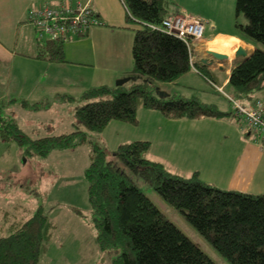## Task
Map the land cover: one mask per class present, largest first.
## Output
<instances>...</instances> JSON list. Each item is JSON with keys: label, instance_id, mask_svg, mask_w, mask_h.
Here are the masks:
<instances>
[{"label": "trees", "instance_id": "1", "mask_svg": "<svg viewBox=\"0 0 264 264\" xmlns=\"http://www.w3.org/2000/svg\"><path fill=\"white\" fill-rule=\"evenodd\" d=\"M124 4L127 22L141 25L132 46L131 87L97 85L86 89L83 103L75 108L76 130L29 140V153L45 156L54 149L77 146L87 140L81 126L101 131L113 120L137 124L139 106L159 109L170 118L230 114L197 97L154 94L157 82L174 81L192 65L212 78L205 63H191L184 40L152 27L161 25L170 14V0H124ZM236 8L238 15L243 13L249 20L247 24L236 22L246 40L264 44V0H237ZM40 47L38 56L66 60L63 41L41 39ZM229 83L237 98L264 99V50L257 46L247 58L235 59ZM17 100L1 98L0 113L7 103ZM21 102L29 106L28 101ZM19 130L0 114L3 139L12 138L10 133L15 136ZM149 148L150 141L138 139L120 144L114 153L166 202L181 210L231 264H264V193L220 189L203 181L198 172L190 176L173 173L146 157ZM90 158L86 179L93 221L101 247L114 254L113 264H218L167 218L117 160H108L96 145ZM55 228L42 206L29 219L12 223L9 232L0 236V264H38Z\"/></svg>", "mask_w": 264, "mask_h": 264}, {"label": "rangeland", "instance_id": "2", "mask_svg": "<svg viewBox=\"0 0 264 264\" xmlns=\"http://www.w3.org/2000/svg\"><path fill=\"white\" fill-rule=\"evenodd\" d=\"M187 1L194 7L201 5L205 13H207L210 3L216 2L218 3L217 6H220L218 7L219 10H225L223 13L231 12L234 24L237 20L242 24L249 22L245 14H237V0ZM215 5H212V7H215ZM204 18L206 19L204 23L207 27L209 21L206 17ZM223 25L224 23L219 24V28L222 29L224 27ZM113 29L111 28L105 35V40L108 45L105 50L128 51V38L124 36L120 40L123 42L121 44L122 50L116 47V40H119L117 37L118 32ZM117 29L119 31L121 30V28ZM204 34H206V31ZM42 41H47V38H43ZM195 42L200 48L197 51V55L202 54L205 47H209V42L202 39ZM233 42L242 44L239 40H233ZM257 45L260 49L264 50V44L259 43ZM83 47L86 48V51H94L91 44L83 45ZM233 50H230V54L232 55H234ZM90 57L91 59L89 61L92 62L90 64L70 61L62 64L47 63L45 66L34 68L40 74L46 71V75L50 74V78L53 80L58 78L65 84H71L68 92L75 96V100L71 101L60 98L51 100L49 106L46 104L40 109L33 108L34 104L31 106H23L18 101L7 103L2 107L0 113L2 118L12 120L13 123L17 124L20 129L18 134L23 135L26 139H18L20 138L18 134L14 136L13 133H10L12 138L5 140L0 135V236L9 232L8 224L10 222L19 218H28L42 206L49 215L50 220L56 224V229L54 230L53 239L49 240L47 250L41 255L38 264H113L114 254L105 251L97 239L99 230L94 224L93 209L88 197L86 169L91 161L90 154L92 153L93 145H96L106 152L108 160L115 159L121 166L125 167L126 171L133 177L142 191L156 204L167 218L196 242L213 260L218 264H231L230 261L223 257L198 232L181 210L166 202L158 192L141 177L132 173L124 162L115 155L114 152L120 144L138 140L146 134L150 135L153 132L154 134L151 135V139L155 142L154 149L156 148V129L153 128L154 125L145 121L146 118H142L138 126L120 120H113L107 128L101 131H95L81 126L87 133V140L75 147L54 149L45 156L28 152L29 140L48 135H59L64 132L70 133L76 130V117L74 112L77 104L83 103V100H79L81 94L84 89L99 84L97 83L98 78L104 75V70L108 66L107 62L103 65L98 59H93L92 54H90ZM66 58L68 59V57ZM14 65L18 73L21 70L23 73V71L31 68L28 65H17L16 63ZM65 73L69 78L63 76ZM192 77L194 78L193 82L200 87L201 92L197 93L201 100L211 98L216 101L220 100V104L224 106L225 104H230L229 101L232 103L229 97L232 99L233 97L236 98V100L233 99L234 101L241 100L229 90V85H224L222 81L220 84L224 85L223 89L225 93L204 78L195 75H192ZM131 82L130 80L125 83L126 88L131 87ZM171 88L172 86L169 84H162L160 89L169 91ZM23 89L25 88L21 84L15 86L13 83L12 89L8 85H2L0 95L7 94L4 96L6 100L8 98H16V96L28 97L29 95ZM14 92L16 93L15 96ZM154 94L159 95L156 89H154ZM29 100L33 102L30 97ZM142 107L139 106L137 111L138 120L140 119L139 113ZM180 123L185 125V130L192 129L199 131L201 138L198 137L197 142L204 139L206 135L203 130L206 126L204 121L196 120L194 122ZM212 126L215 127L214 125ZM245 128L248 131L247 127ZM252 135L256 136L255 134ZM162 144L170 145L169 141L163 142ZM189 144H191V141H187V137L185 140H177L173 144L168 154L175 168L169 169L174 171L180 166L184 170L194 171L193 169H199L201 171V177H204L207 182H212L211 180H215L213 179L215 177L211 176L205 167V159L200 154L192 153V149L189 151L186 147ZM237 145L234 142L235 151L241 149V146L238 147ZM261 167L264 168V157L261 159ZM262 173L260 179L253 181L259 193H264V171ZM214 182L218 183V181Z\"/></svg>", "mask_w": 264, "mask_h": 264}, {"label": "crops", "instance_id": "3", "mask_svg": "<svg viewBox=\"0 0 264 264\" xmlns=\"http://www.w3.org/2000/svg\"><path fill=\"white\" fill-rule=\"evenodd\" d=\"M63 1L66 0H0V88L2 89V85H8L9 88L12 89L13 83L15 86L17 84L24 86L25 89L23 90L29 96H21L22 98L16 96V99H18L17 101L23 106L24 104L21 102L22 100L28 101L30 106L33 104L38 105V107H33L37 109H40L46 104L49 106L51 100L59 98L71 101L75 100V96L68 92V90H70L68 88L71 84H65L58 78L54 80L51 79L50 74L46 75V71L43 74H40L34 69L35 67L45 66L47 63L62 64L70 61L90 64L92 62H90L89 59H91L90 54H92L93 59H98L103 65L106 62L108 63L107 68L104 70V75L100 76L97 82L99 83L98 85L107 86H116V80L123 76H129V73L134 67L132 46L136 29L140 28L141 25L129 24L127 22V9L124 0H69L73 4L77 2L90 3L98 12L102 24L94 26L83 35L76 36L71 40L64 42L63 48L66 59L64 62L51 61L38 56L41 50V39L39 38L35 26L28 21V12L30 9H33L44 2L49 3L50 5H58ZM170 1L172 2L170 14L182 12L199 17L203 21L206 20L204 17L208 19V26H205L204 30V33L206 31V34H204L202 40L206 42L211 41V39H220L231 42L233 40H239L242 44H237L233 50L234 55L230 54V52H225L229 55L227 60H215L213 63H205L206 69L209 71L212 80L206 78L192 65L190 70L180 75L176 80L166 83L157 82L156 86L161 88L162 84H169L172 88L169 91H165L169 93V96H181L185 98L197 97L201 100L197 93L201 92L200 87L193 82L194 78L192 75H195L204 78L213 86L216 85L222 87V89L224 85L227 84L229 85V90L235 94L234 89L229 83L231 69L235 59L238 61L245 59V57H235V51L237 47L241 45L248 51V55L250 56L258 45L255 44V42L246 40L242 30L236 26V23L234 24L231 12L228 11L227 13H223L225 10H219L218 7L220 6H217L218 3L216 2L210 3L209 9L207 13H205L203 12L201 5L194 7L187 0ZM214 4H216L215 7H212ZM221 23H224L222 29L219 28V24L221 25ZM111 28H114L113 30H117L116 32H118L117 37L119 40H116L115 45L116 47H119V50H122L121 44H123V42L120 41L121 38L123 36L128 38V51L105 50L106 46H108L105 40V35L111 30ZM117 28H121V30L119 31ZM195 43L196 42L192 43L191 48L189 49L193 55V62L191 63L202 61V59L208 58L209 56L206 53V48L208 49L209 47H205L204 54L197 55V51H199L200 48ZM89 44L92 45L94 51H86V48L83 47V45ZM66 57H68L69 60ZM14 63L17 65H28L31 68L27 69V71H23V73L22 70L18 73L15 70ZM63 76L68 77L66 73L63 74ZM221 81L224 85L220 84ZM132 83L133 81L131 84ZM85 90L86 89L83 90L82 94ZM82 94L80 99L78 98L79 100H82ZM5 95L7 94H1L0 99L4 98ZM15 95L16 93L14 96ZM256 96L261 95L258 94ZM29 97L32 98L33 102L29 100ZM260 98L264 101L263 96ZM234 99L236 100V98ZM240 99L241 100L237 102L247 108L255 107L257 101L254 99ZM201 101L207 104H213L218 109L229 112L230 114L223 117L201 116L198 118H170L159 109H150L141 106L142 109L139 113L140 119L137 124L133 125L138 126L141 123V119L146 118L145 121L154 125L153 128L156 129L155 149V142L151 139V135H153L154 132L150 135L146 134L143 138H140L150 141V148L146 153V157L150 160L160 162L173 173L190 176L193 173L198 172L199 177L207 182L204 177H201V171L199 169H193L194 171L184 170V168L182 169L180 166L177 170H170L174 169L175 165H173L170 160L171 157L168 154L169 149H171L177 140H185L187 137V141H191V144L186 147L189 151L192 149V153L203 156L206 161L205 167L208 169L210 175L215 177L213 178L215 180H211L212 182L207 183L224 190H239L252 194L259 193V190L253 181L255 179H260L261 174H263L262 171H264V168L261 167V159L264 157V145H261V137L256 133L246 130L245 123L236 115L230 101V104H225V106L220 104V100L216 101L212 98ZM79 104L80 103L77 105ZM196 120L204 121L206 124L203 129L206 135L200 142H197V138H201L199 131L192 129L185 130V125L180 123L194 122ZM252 134H255L256 136ZM166 141H169L170 145L162 144ZM234 142L238 144V147L241 146L239 151H235ZM252 178L253 180L251 181ZM214 181H218V183H215ZM30 217L13 220L8 224V231L10 230V225L12 223L17 221L23 222ZM53 234L54 231L50 240L53 239Z\"/></svg>", "mask_w": 264, "mask_h": 264}, {"label": "built area", "instance_id": "4", "mask_svg": "<svg viewBox=\"0 0 264 264\" xmlns=\"http://www.w3.org/2000/svg\"><path fill=\"white\" fill-rule=\"evenodd\" d=\"M28 20L35 26L40 39L47 38L63 42L83 35L94 26L102 24L98 12L90 3L73 4L69 0L58 5L44 2L29 10ZM152 27L178 36L190 49L192 43L203 39L205 23L199 17L180 12L169 14L163 19L161 25ZM190 54L191 62H193L191 51ZM216 87L225 93L222 87ZM229 99L233 103L236 115L245 123L248 131L258 134L264 145V101L257 99L255 107L247 108L234 101V98L229 97Z\"/></svg>", "mask_w": 264, "mask_h": 264}, {"label": "water", "instance_id": "5", "mask_svg": "<svg viewBox=\"0 0 264 264\" xmlns=\"http://www.w3.org/2000/svg\"><path fill=\"white\" fill-rule=\"evenodd\" d=\"M206 53L209 55L208 58H211V59L204 58V59H202L203 63H213L215 60L225 61L229 58V55L227 53L221 52V51H218L215 49L208 48V49H206ZM248 56H249L248 51L243 46L240 45L237 47V49L235 51V57L247 58ZM129 80H130V76H128V75L120 77L117 79L116 85L121 86ZM156 90L158 91L160 97H168L169 96V93L161 90L159 87H156Z\"/></svg>", "mask_w": 264, "mask_h": 264}, {"label": "bare ground", "instance_id": "6", "mask_svg": "<svg viewBox=\"0 0 264 264\" xmlns=\"http://www.w3.org/2000/svg\"><path fill=\"white\" fill-rule=\"evenodd\" d=\"M237 42H231V41H226V40H220V39H211V41H209V48L210 49H215V50H219L222 52H230V50H233L237 44ZM229 51H228V50Z\"/></svg>", "mask_w": 264, "mask_h": 264}]
</instances>
